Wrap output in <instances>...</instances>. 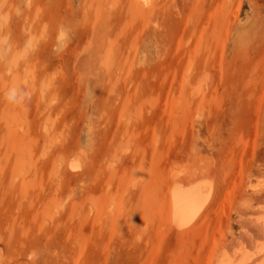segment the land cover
<instances>
[{
  "label": "rangeland",
  "instance_id": "rangeland-1",
  "mask_svg": "<svg viewBox=\"0 0 264 264\" xmlns=\"http://www.w3.org/2000/svg\"><path fill=\"white\" fill-rule=\"evenodd\" d=\"M263 151L264 0H0V264H210L257 234Z\"/></svg>",
  "mask_w": 264,
  "mask_h": 264
},
{
  "label": "bare ground",
  "instance_id": "bare-ground-1",
  "mask_svg": "<svg viewBox=\"0 0 264 264\" xmlns=\"http://www.w3.org/2000/svg\"><path fill=\"white\" fill-rule=\"evenodd\" d=\"M144 1L146 3L149 2V0ZM263 153L262 155H264ZM255 157L254 161H257V164L255 162L254 166L257 167L256 165H258L260 167L261 164L263 165L264 159L262 161V158L264 157L262 156L261 158L259 154ZM77 166V164H72L73 168ZM259 167L257 168L259 169ZM214 198L215 187L213 181L208 177L199 173L195 176L192 175L189 179H179L174 176L170 187L173 227L181 232L193 229L198 224L200 218L206 214ZM257 199L261 203V199L259 197ZM259 208L263 210H260L261 212L257 211L258 215L255 214L257 216L255 226L258 231L251 238V244L247 245L244 241L239 240L230 248V245L224 242L214 252L210 264H264V205L258 207L257 210Z\"/></svg>",
  "mask_w": 264,
  "mask_h": 264
},
{
  "label": "clouds",
  "instance_id": "clouds-1",
  "mask_svg": "<svg viewBox=\"0 0 264 264\" xmlns=\"http://www.w3.org/2000/svg\"><path fill=\"white\" fill-rule=\"evenodd\" d=\"M10 99H15V97L14 96H11Z\"/></svg>",
  "mask_w": 264,
  "mask_h": 264
}]
</instances>
